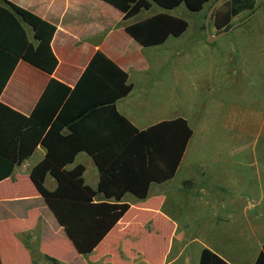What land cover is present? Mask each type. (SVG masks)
<instances>
[{
    "label": "crops",
    "instance_id": "crops-1",
    "mask_svg": "<svg viewBox=\"0 0 264 264\" xmlns=\"http://www.w3.org/2000/svg\"><path fill=\"white\" fill-rule=\"evenodd\" d=\"M6 1L56 26L52 48L59 64L50 75L21 60L2 92V103L30 117L52 79L74 89L95 54L102 52L128 74L132 91L117 102V109L137 129L147 130L181 117L188 121L193 136L175 176L163 183H153L147 200L140 201L127 194L124 200L131 205L130 210L88 256L77 251L31 178L33 169L47 154V149L38 145L28 159L15 167L8 179L0 182L2 264H193L192 245L201 240L198 235L200 224L193 221L186 209L202 203L205 207L203 219H211V224H225L235 220L234 207L245 198L250 201L245 199L242 215L251 224L258 249L244 262L224 253L220 256L230 264H255L264 244V236H258L257 225L264 219V117L259 120L260 114L251 111L249 120V115L244 119L243 115L239 117L240 113L228 111L226 120L217 128L237 130L249 121L252 137L244 144L241 133L235 131L236 136L231 138L227 152L221 140L211 146L213 139L200 137L191 115L185 114L193 111L186 108L184 98L194 94L191 90L195 89L192 87L196 83L189 82V76L185 77L180 70L207 60L204 52L207 36H216L221 31L214 26L215 31L208 33V29L204 31L203 26L196 25V35L188 36V27L180 37H170L159 46L144 47L126 31V26L166 11L157 5L125 21L121 11L102 0ZM2 2L0 0V4ZM256 5L260 12L252 20L255 19L259 29L264 24V17L258 18L264 12V0H256ZM181 12L190 11L182 5L171 14L181 17ZM26 29L28 33L32 32L30 27L26 26ZM165 68L173 71L161 73ZM205 114L204 109L203 128H216L207 121ZM79 165L85 168L86 185L97 189L100 170L94 159L81 152L67 169L73 170ZM212 166L223 172L224 179L220 178L217 186L210 189L207 184L215 170ZM181 173L185 177L176 182ZM248 181L255 185L258 194L255 199L250 195H237L233 189L232 183L240 186ZM45 184L50 191L58 187L57 180L50 174ZM217 193L224 201L222 211L210 201ZM189 203H193L192 206ZM201 247L198 264L202 250L209 248L205 244Z\"/></svg>",
    "mask_w": 264,
    "mask_h": 264
},
{
    "label": "trees",
    "instance_id": "trees-1",
    "mask_svg": "<svg viewBox=\"0 0 264 264\" xmlns=\"http://www.w3.org/2000/svg\"><path fill=\"white\" fill-rule=\"evenodd\" d=\"M102 1L121 11L125 21L153 5L166 10L126 26L142 46L154 47L187 31L189 23L172 11L185 5L190 12L201 13L216 0ZM256 9V0H227L212 14L214 26L218 31H228L236 17ZM26 26L32 29V37ZM56 30L55 25L3 0L0 97L21 60L54 74L59 64L52 48ZM131 91L128 74L97 52L74 89L52 79L30 117L0 101V182L43 145L46 157L33 169L31 178L83 256L92 254L128 213L131 205L124 200L127 194L147 200L153 183L175 176L193 136L188 121L181 117L147 130L137 129L117 109V102ZM81 152L89 154L100 170L97 189L86 185L84 166L67 169ZM48 174L58 182L55 191L46 187ZM199 264L230 263L205 247ZM255 264H264V244Z\"/></svg>",
    "mask_w": 264,
    "mask_h": 264
},
{
    "label": "rangeland",
    "instance_id": "rangeland-1",
    "mask_svg": "<svg viewBox=\"0 0 264 264\" xmlns=\"http://www.w3.org/2000/svg\"><path fill=\"white\" fill-rule=\"evenodd\" d=\"M225 1L227 0L223 2ZM213 4L209 5L201 14L181 12V15H183L181 17L189 23L188 36L196 35V25L203 26L204 31L208 29V33L214 30L212 19L214 12L208 19V14ZM250 14L243 13L234 20L233 26L240 25L234 31L212 39L207 36L204 47L207 60L195 66H184L180 70L185 77L186 75L189 76L187 77L189 82L196 83L192 87L195 89L191 90L194 94L184 98L187 104L186 108H192L193 111L191 113L184 111L186 112L185 114L191 115V120L197 127L200 137L206 136L209 139H213L214 143H210L211 146L217 145L220 142L219 140H221L223 149L227 152L230 151L231 138L236 136L235 131L241 133L244 144L250 142L252 137V130L248 126L249 121L243 128H236L237 130L217 128L226 120L228 111L238 112L240 113L239 117L243 115L244 119H247L249 115V120L251 111L256 112L257 115L260 114L259 120H262L264 117V24L259 26L258 29L254 21L255 19L252 20ZM263 15L264 12L258 18L264 17ZM207 20L208 25L206 24ZM29 34L32 37L31 30ZM172 71L171 68H165L161 73L170 74ZM186 83L188 82L186 81ZM185 93L187 94L188 92ZM204 109L207 121L209 120L212 127L216 126V128H203L205 120ZM180 114L183 115L182 108L180 109ZM210 135L212 136L211 138ZM214 169L211 172L212 177L207 184V187L210 189L217 186V182L224 175L223 172H218L216 167ZM183 177H185V174L181 173L176 182H179ZM232 185L233 189L237 191V195H250L254 199L258 196L255 185L253 186L251 181L244 182L240 186H235L234 183ZM233 189L230 187L231 191ZM226 190H229L228 187ZM248 192L249 194H247ZM212 197L210 201L222 211V202L224 201L221 199V194L217 193V195H213ZM245 199L241 200L234 207L237 214L235 220L225 224H211V219H203L202 215L204 214L205 207L202 203L186 209V213L190 214L189 216L193 221L200 224V226H198L199 224L196 226H198V235L201 240L192 245L194 254L193 264H198L199 262L200 250L202 249L201 244L207 245L219 255L224 253L242 262L247 260L252 253L256 252L259 245L256 236L251 232V224L242 215L244 204L250 198ZM192 204L189 203L190 206ZM174 214L176 217H179L178 212L174 211ZM257 225L258 236L263 237L264 219L262 218Z\"/></svg>",
    "mask_w": 264,
    "mask_h": 264
},
{
    "label": "water",
    "instance_id": "water-1",
    "mask_svg": "<svg viewBox=\"0 0 264 264\" xmlns=\"http://www.w3.org/2000/svg\"><path fill=\"white\" fill-rule=\"evenodd\" d=\"M224 0H217L212 6H211V9H210V11H209V14H208V19L210 18V15L216 10V8L223 2ZM260 12V8H258V9H256L252 14H250L251 16V18L253 17V16H255V15H257L258 13ZM249 20V19H248ZM207 25H208V20H207V23H206ZM234 26H236V25H234ZM233 26V27H234ZM232 27V28H233ZM231 28V29H232ZM230 29V30H231ZM230 30H226V31H221V32H219L216 36H212V35H209V38H216V37H221V36H224V35H226V34H228L229 32H230Z\"/></svg>",
    "mask_w": 264,
    "mask_h": 264
}]
</instances>
